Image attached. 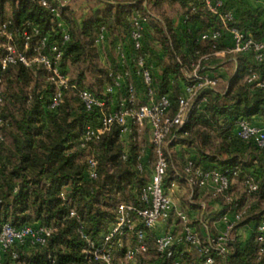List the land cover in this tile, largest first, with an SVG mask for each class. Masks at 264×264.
I'll list each match as a JSON object with an SVG mask.
<instances>
[{
  "label": "trees",
  "instance_id": "1",
  "mask_svg": "<svg viewBox=\"0 0 264 264\" xmlns=\"http://www.w3.org/2000/svg\"><path fill=\"white\" fill-rule=\"evenodd\" d=\"M85 1L89 5L77 15L64 0H47L49 6L43 5L42 0H0V21L16 35L21 49L23 30L30 31L34 25L39 34L31 40L32 45L46 34L51 40L61 42L51 7L61 10L70 32L61 66L65 69L71 63L75 77H70V81L77 85V89H63L61 103L50 109L56 88L48 79L47 69L42 65L27 67L21 62L2 68L6 38L0 35V135L3 136L0 140V231L5 223L15 227L27 224L52 228L43 244L17 242L0 250V264H104L86 258L85 237L100 242L116 222L119 203L141 208L148 205L142 193L151 179L152 156L155 160L149 126L144 127L141 142L134 136L122 138V127L115 124L98 140L87 147L82 145L83 129L86 124L98 123L99 111L86 110L79 90L88 88L108 102H114L115 94L105 89L113 83L111 72L120 69L113 46L106 51L107 62L100 57L97 38L101 27L106 29V39L114 41L124 38L129 31L134 10L148 16L151 31L146 34L145 50L157 68L156 91L170 96V114H173L183 93L185 69L190 68L191 59L214 50L208 42L199 40L200 34L221 25L220 17L196 0ZM223 1L224 9L234 14L232 25L246 30L256 41L264 39V8H246L238 4L242 0ZM174 7L179 15L177 25L168 14ZM225 38L229 34L225 33L222 39ZM223 40L217 48L222 47ZM227 60L237 70L222 73L227 84L225 89L216 93L206 91L208 100L191 112L183 126L172 129L164 146L169 164L164 186L167 189L175 181L179 189L185 190L179 196L180 207L189 216L190 209H199L197 217L190 216L197 225H200L203 203L207 205L210 221L214 220L208 206L210 199L204 198L221 200L225 206L223 213L244 211L239 224L250 219L257 222L264 215V146L245 140L237 133L238 121L242 118L264 125V87H254L246 80L250 69L264 75V59L258 62L248 53ZM128 66L135 68L133 64ZM137 130L139 127L135 126L133 133L138 135ZM174 134L176 137L170 140ZM147 147L148 154L144 151ZM89 157L97 161L96 177L88 173ZM190 160L194 168L226 172L231 179L230 199L211 192L200 198L201 188L196 185L192 189L188 183L185 167ZM233 171L237 172L235 178ZM248 174L260 183V189L255 192L243 184ZM259 246L252 232L248 239L235 243L228 263L264 264V255L258 256ZM152 251L154 262L158 256L153 239L149 252L139 256L137 264ZM113 255L114 264H125L123 249H113Z\"/></svg>",
  "mask_w": 264,
  "mask_h": 264
},
{
  "label": "built area",
  "instance_id": "2",
  "mask_svg": "<svg viewBox=\"0 0 264 264\" xmlns=\"http://www.w3.org/2000/svg\"><path fill=\"white\" fill-rule=\"evenodd\" d=\"M213 15L221 19V25L202 32L199 40L208 42L212 51L200 55L191 64V69H185L186 83L179 98L178 108L170 114L172 99L168 94H159L154 85L156 67L150 62V54L145 50L146 34L151 31L147 15L137 10L133 11L131 26L127 34L117 45V56L123 64L118 71L111 72L113 83L107 85L106 91L118 96L113 108L108 110V100L99 97L88 88L80 89L79 95L87 111H99L97 124H86L82 133V145L98 140L111 130L113 125L122 127V133H131L135 126H149L151 142L155 151V163L150 182L142 193V199L148 204L137 207L133 204L119 203L117 219L114 225L96 243L86 238L84 253L91 261L104 264H114L113 249H123V262L137 264L138 258L149 252L153 239L157 259L151 264H229L235 243L241 241L238 229L244 211H226L218 219L210 221L207 205L203 203V211L199 217V224L192 222L188 212L177 206L172 194L177 184L171 182L166 189L164 177L168 169V160L164 146L175 126H183L194 109L201 108L208 100L206 91L218 92L225 57H235L237 54L252 53L254 59L261 62L264 59V39L256 41L249 32L231 22L234 14L224 9L223 0H196ZM43 5L49 6L47 0ZM56 17V28L61 35V42L51 40L49 34L38 37L34 45L31 40L39 34L37 26L31 30L24 29V47L17 44L16 35L7 28L5 22L0 21V35L6 38L5 52L2 56V68L9 64L21 62L27 67L42 65L47 69L48 79L55 84V93L49 103L50 109H55L63 98V89H77V85L70 81L68 73L61 66L64 46L70 38L69 26L62 18L58 7H51ZM229 38L222 39L224 34ZM106 40V29L101 27L97 44ZM223 40V45L217 48ZM217 48V49H216ZM221 63L214 65V58ZM220 58V59H219ZM128 64L136 68L132 78V70ZM237 67L234 69L236 72ZM132 78V79H131ZM246 80L254 87H264V75L256 69H250ZM121 93V94H120ZM120 94V95H119ZM2 100L0 93V101ZM113 104V102L111 103ZM2 119L0 118V124ZM238 135L245 140H253L260 147L264 146V125H256L247 119L238 121ZM176 137V134L170 139ZM3 136L0 135V140ZM193 161H188L185 171L189 173L188 183L207 188L214 195L228 197L231 179L226 172L216 168H194ZM139 168L141 165L139 164ZM88 173L90 177L97 176V161L94 157L88 159ZM237 175L233 171V178ZM244 186L255 192L260 189V183L251 174L245 176ZM72 215L75 214L73 210ZM217 223H221L217 226ZM255 240L260 244L258 256L264 255V217L258 220L252 231ZM52 233V228L46 225H23L15 227L10 223L3 224L0 231V250L4 251L15 243L29 242L43 244ZM153 234V235H151ZM194 254L196 262L187 259L185 254Z\"/></svg>",
  "mask_w": 264,
  "mask_h": 264
},
{
  "label": "rangeland",
  "instance_id": "3",
  "mask_svg": "<svg viewBox=\"0 0 264 264\" xmlns=\"http://www.w3.org/2000/svg\"><path fill=\"white\" fill-rule=\"evenodd\" d=\"M242 1H243L242 3L238 2V4L239 5L240 4H243L246 8L247 7H256V6H260V7L264 8V0H261V2L259 0H242ZM64 2L68 3L70 5V8L75 9V13L77 15L81 14L84 10H86L87 5H89V3L86 2L85 0H64ZM176 10H177V7H174L172 9L170 8V10L168 11L169 12L168 14H170L172 17H174L175 24L177 25L179 23V18H178L179 15L178 16L176 15V13H177ZM1 42L2 41L0 40V47L2 46V43ZM155 48H157V47H155ZM222 59H226V61L222 64L223 67L225 68L224 69V72L227 71V73H233L235 67H234L233 62L231 60H227V59H229V56L228 57H225V58H222ZM195 60H197V59H195V58H192L191 59L190 66H189L190 68H188V69H191V64ZM214 60H215L214 65H217V64L219 65L221 63L220 60H216V57L214 58ZM129 69L133 71V73L131 74L132 75L131 77L133 78L135 76V68L133 66H132V68L129 66ZM65 70H66V73H68L69 77H71V78H74L75 77V73H74L75 71H74V68L71 65V63H67L66 64ZM183 83H186V82H183ZM226 85H227L226 82L223 81V79H222L220 81V84H219V89L220 90H224L225 87H226ZM113 105H114V103H113ZM113 105L111 104V102H109V104H108V110H111L113 108ZM143 130H144V127H141L139 131L137 130L138 135L137 134H134L133 133V130H132L131 133H126V134L123 133L122 138H125V137L126 138L127 137H130L131 138V137L134 136L138 140V142H141L143 140V137L141 136L143 134ZM153 155H154V152H153ZM154 161L155 160H154V158L152 156V163L150 164V168H153ZM209 199L210 198H204L203 200H209ZM182 201L186 202L187 200L185 198H183ZM177 202L179 204L181 201L178 200ZM154 259H155V254H154V251H152L150 254H148L144 258H142V263L141 264H150Z\"/></svg>",
  "mask_w": 264,
  "mask_h": 264
},
{
  "label": "crops",
  "instance_id": "4",
  "mask_svg": "<svg viewBox=\"0 0 264 264\" xmlns=\"http://www.w3.org/2000/svg\"><path fill=\"white\" fill-rule=\"evenodd\" d=\"M259 1L261 2V0H259ZM121 40H122V38H116L114 41H111L110 38H107L104 42L98 44L99 49H100V57L104 63L108 61L107 60L108 55H107L106 51H108L111 48V46H113L114 50L116 52L117 45L119 44V42ZM118 58L119 57L117 56V63H118V66L121 68V67H123V64L119 61ZM156 71H157V69H156ZM117 98H118V96L115 95L114 102H117ZM262 123L264 124V122H262ZM144 151L148 154L149 148L147 147L146 150H144ZM184 192H185V190L179 189L178 186L174 188L172 194L174 195V199L176 202L179 200V196H181ZM199 192H200L199 197L201 198L203 195H205L206 193H210L211 191L207 188H201ZM188 197L191 198L192 195H190ZM177 206L180 207V203L178 204V202H177ZM208 206H209V210L211 211L210 212L211 217L213 219H218L222 215L223 210L225 209L224 203H222V201L218 200V199L213 200L212 198H210V202H209ZM198 211H199V209H197V208L190 209L189 213H190L191 218L197 217V215L199 214ZM230 211H233V210H230ZM263 217H264V215H263ZM255 223H256L255 219H250L249 221H246V222L240 224V227L238 229V233L240 234L241 241H244L250 237ZM220 225H221V223H217V226H220ZM184 256L187 259H190V260H193L194 262H196V257L194 256V254H192V253L191 254H185Z\"/></svg>",
  "mask_w": 264,
  "mask_h": 264
}]
</instances>
